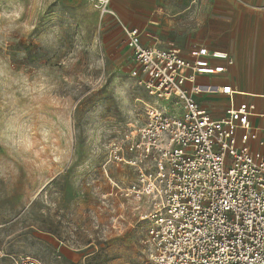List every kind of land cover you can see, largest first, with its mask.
Here are the masks:
<instances>
[{
    "label": "rangeland",
    "instance_id": "rangeland-1",
    "mask_svg": "<svg viewBox=\"0 0 264 264\" xmlns=\"http://www.w3.org/2000/svg\"><path fill=\"white\" fill-rule=\"evenodd\" d=\"M226 9L222 0H157L126 21L177 48H228L241 26L213 15ZM118 32L86 1L0 0V264L20 254L153 264L120 191L134 171L109 162L112 144L141 123L140 100L150 101ZM255 45L251 36L242 68H261Z\"/></svg>",
    "mask_w": 264,
    "mask_h": 264
},
{
    "label": "built area",
    "instance_id": "built-area-1",
    "mask_svg": "<svg viewBox=\"0 0 264 264\" xmlns=\"http://www.w3.org/2000/svg\"><path fill=\"white\" fill-rule=\"evenodd\" d=\"M81 1L118 23L131 52L129 74L150 100H140L141 123L112 144L109 161L134 171L120 191L132 202L150 261L264 264V143L250 124L253 106L239 104L214 119L199 100L215 93L200 79L224 73L233 60L202 45L185 53L144 45L140 31L109 10V0ZM9 264L45 263L20 254Z\"/></svg>",
    "mask_w": 264,
    "mask_h": 264
},
{
    "label": "crops",
    "instance_id": "crops-1",
    "mask_svg": "<svg viewBox=\"0 0 264 264\" xmlns=\"http://www.w3.org/2000/svg\"><path fill=\"white\" fill-rule=\"evenodd\" d=\"M155 1L157 0H109L108 8L114 12L122 24L140 31L141 41L144 45L162 48L169 45L173 46V44L168 42L167 44H163L156 37H152V40L146 39L140 28L130 25L126 21L127 19L129 20L128 15L135 9L151 8ZM222 1L229 8L226 9L228 11H224L225 13L223 14L215 12L213 15L215 17L227 15L231 31L237 32V27L241 26L232 47L231 45H228L227 48L226 46H213L209 44H188L183 48L174 47L185 53L192 46L202 45L209 50L226 52L230 56L233 60V65L227 67L224 73L200 79L202 82L212 85L215 91V93L207 97L200 98V104L214 119L224 117L227 110L235 108L239 104L252 105L253 110L251 112L250 124L252 129L255 130L259 141L264 143V64L262 60L264 59V0H244V3L241 4L234 3L232 0ZM215 17L213 16V18ZM100 18L106 20L107 23L119 30L118 33L122 35V40L126 46L124 35L118 23L111 16ZM251 36H253V42H256L254 57L262 58L259 62L261 68H258L259 70L257 71L242 68L243 58L247 55L246 51L248 50V42ZM231 52L234 53V58ZM129 54L131 57L130 51ZM248 77H252L253 79L247 81ZM225 86H229L233 90L232 96L220 93V89ZM262 151L264 152V146Z\"/></svg>",
    "mask_w": 264,
    "mask_h": 264
},
{
    "label": "snow or ice",
    "instance_id": "snow-or-ice-1",
    "mask_svg": "<svg viewBox=\"0 0 264 264\" xmlns=\"http://www.w3.org/2000/svg\"><path fill=\"white\" fill-rule=\"evenodd\" d=\"M225 91H227V89H225Z\"/></svg>",
    "mask_w": 264,
    "mask_h": 264
}]
</instances>
